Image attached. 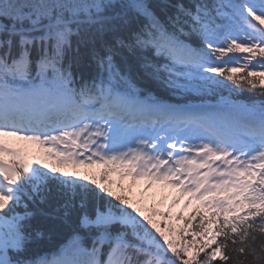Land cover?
Masks as SVG:
<instances>
[{
  "label": "snow or ice",
  "instance_id": "6c2138e0",
  "mask_svg": "<svg viewBox=\"0 0 264 264\" xmlns=\"http://www.w3.org/2000/svg\"><path fill=\"white\" fill-rule=\"evenodd\" d=\"M244 91L264 97V0H0V264H264ZM109 173L199 206L158 222Z\"/></svg>",
  "mask_w": 264,
  "mask_h": 264
},
{
  "label": "trees",
  "instance_id": "16d2710c",
  "mask_svg": "<svg viewBox=\"0 0 264 264\" xmlns=\"http://www.w3.org/2000/svg\"><path fill=\"white\" fill-rule=\"evenodd\" d=\"M224 96L228 95V92L225 91L223 93ZM234 98L239 99L241 102L245 103H259L264 97H261L258 93L255 92H249L244 91L242 93L236 94ZM219 99V97H217ZM32 146H29L31 148ZM52 162L50 161V164ZM68 171H72V168L67 169ZM81 174L88 172H94L99 173L100 169L94 168V169H86L83 166H81L79 169H77ZM97 178L99 179V176L97 175ZM108 181L111 183L109 186L116 192L124 195H128L130 199L133 201L134 204L139 201V197H137L136 194H129V191L131 189V186L134 184H146L149 181L146 179H141L138 181L133 182L131 177L122 178L117 173H109ZM120 185L123 187L121 188ZM185 197L180 196L178 190L166 187L163 184H155L153 187V192L151 193L150 201L145 206L144 214L151 216L153 212L155 211L157 215H155L153 218L157 220L158 222L163 223L165 221V217L162 215L163 213H170V216L167 218V222L171 224L174 227H181L183 226L184 221L177 220L176 217L180 214H182L185 218L189 217L193 211L197 207H190L183 210H178L176 212H168L167 209H162L161 206L164 204L171 205L174 203L177 199H181ZM59 221H57L54 225H49L45 229V235L43 239L38 243L36 246V251L42 255V256H49L52 252L57 253L60 249V247L66 243L67 239L69 238V229L59 227Z\"/></svg>",
  "mask_w": 264,
  "mask_h": 264
},
{
  "label": "rangeland",
  "instance_id": "374dc122",
  "mask_svg": "<svg viewBox=\"0 0 264 264\" xmlns=\"http://www.w3.org/2000/svg\"><path fill=\"white\" fill-rule=\"evenodd\" d=\"M152 189L153 188L148 189L146 187V188L142 189L141 192H140V201L136 205L141 207L143 209V212H144L145 205H147V203L150 201L149 198H150V195L152 193ZM131 192L133 194L137 193L138 192V187L137 186H133L132 189H131ZM186 207H188L187 202L184 203L182 200H179V203L173 204L171 207H169L168 210L170 212H172V211H177L180 208L185 209ZM162 208H163V205H162Z\"/></svg>",
  "mask_w": 264,
  "mask_h": 264
}]
</instances>
